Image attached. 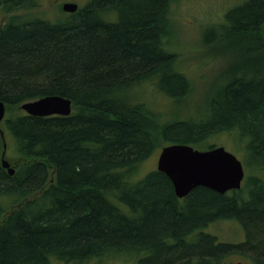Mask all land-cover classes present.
Segmentation results:
<instances>
[{
    "label": "trees",
    "instance_id": "16d2710c",
    "mask_svg": "<svg viewBox=\"0 0 264 264\" xmlns=\"http://www.w3.org/2000/svg\"><path fill=\"white\" fill-rule=\"evenodd\" d=\"M88 1L60 20L9 16L0 26V197L9 200L0 205V264H83L126 251L133 264H237L236 254L264 264V0L212 21L223 32H203L206 48L214 35L238 55L207 117L165 121L166 106L193 91L170 41L180 0ZM38 4L0 0L6 13ZM152 84L167 101L145 92ZM51 94L71 98L72 113L21 108ZM219 133L235 135L232 148L247 156L246 195L199 186L179 198L165 173L141 172L160 137L198 146ZM224 218L241 225L243 242L208 231Z\"/></svg>",
    "mask_w": 264,
    "mask_h": 264
},
{
    "label": "rangeland",
    "instance_id": "374dc122",
    "mask_svg": "<svg viewBox=\"0 0 264 264\" xmlns=\"http://www.w3.org/2000/svg\"><path fill=\"white\" fill-rule=\"evenodd\" d=\"M65 1L76 2L79 4L80 8L85 6L88 0H39L37 7L31 9L25 8V10L21 9L16 13L1 11L2 7L0 8V26L4 25L6 21H9V16L21 17V19L42 17L51 21L60 20L61 17H64V14H70V12L64 10L62 7ZM244 1L245 0H180L176 5L178 9L174 18L175 32L172 31L173 39L170 38V41L175 42L180 47L178 48L183 50L182 52L175 49L181 55L180 59H178L180 65H182L181 68L187 72L186 75L193 81V91L189 95L187 101L168 104L166 107L168 110H171L169 114L164 113L162 116V119H164L163 121L167 119L173 120V118H169L170 115H179L181 119L184 120L190 118L198 119V117L199 119H203L207 117L205 107L208 103V98L214 92L215 87L221 85L222 81L231 75L232 62H236L238 55L234 51L228 54V48L220 44L219 41L215 42L217 38L214 40V35L210 36L206 48L202 40V38L205 39L206 34H203V32L206 29H211V26H218L220 32H223V28L219 26L218 23H212V21L221 20L227 10ZM170 48L173 49V47ZM144 90L147 94L157 98L156 95L158 91L155 85L152 84L149 85V87L144 85ZM157 99L160 100L161 103L167 101L163 97H158ZM158 107L162 108L161 106ZM236 140L237 138L235 135H229L227 133L210 134L204 139L202 144L196 146V144L193 143V146L199 149H206L211 145L225 146L228 150L234 152L243 162L245 174L247 176L249 174L247 156L232 148V144L235 143ZM157 144L153 154L147 158L145 167L141 170L142 173L157 168L159 154L162 148L168 144V141H166L164 137H160ZM53 178L54 172L51 171L49 179L52 180ZM247 187L248 184H245L244 180L241 189H239L243 195H246ZM8 201L7 198L0 197V205L6 207ZM2 217L5 218L6 213H3ZM208 231L213 232L216 241L239 243L245 240V233L241 225L232 219H216L210 223ZM132 254L133 252L131 251L111 254L107 259L100 257L83 264H133L131 259V257H133ZM236 255L233 256L231 262L241 264V260H246V255ZM54 261L53 264H56V262L57 264H75ZM225 261H227V258L224 262ZM248 264L253 263L248 262Z\"/></svg>",
    "mask_w": 264,
    "mask_h": 264
},
{
    "label": "water",
    "instance_id": "95a60500",
    "mask_svg": "<svg viewBox=\"0 0 264 264\" xmlns=\"http://www.w3.org/2000/svg\"><path fill=\"white\" fill-rule=\"evenodd\" d=\"M63 9L75 12L79 8L76 2H65ZM21 108L28 114L37 116L64 115L73 111V102L69 97L51 94L24 101ZM6 115V103L0 100V124ZM5 139V134L0 127ZM6 147V143L4 144ZM2 166L10 175L15 168L5 157ZM157 169L171 180L179 198L186 197L192 189L204 186L221 194L242 187L245 178V167L240 158L223 145L199 149L189 143L175 142L165 145L158 157Z\"/></svg>",
    "mask_w": 264,
    "mask_h": 264
},
{
    "label": "flooded vegetation",
    "instance_id": "af4514ba",
    "mask_svg": "<svg viewBox=\"0 0 264 264\" xmlns=\"http://www.w3.org/2000/svg\"><path fill=\"white\" fill-rule=\"evenodd\" d=\"M65 2H70V1H65ZM65 2H64V3H65ZM64 3H63V4H64ZM205 230H206V229H204V231H205Z\"/></svg>",
    "mask_w": 264,
    "mask_h": 264
},
{
    "label": "bare ground",
    "instance_id": "6f19581e",
    "mask_svg": "<svg viewBox=\"0 0 264 264\" xmlns=\"http://www.w3.org/2000/svg\"><path fill=\"white\" fill-rule=\"evenodd\" d=\"M15 195V194H14ZM17 196V195H16ZM13 197V196H12ZM20 197V196H19Z\"/></svg>",
    "mask_w": 264,
    "mask_h": 264
}]
</instances>
